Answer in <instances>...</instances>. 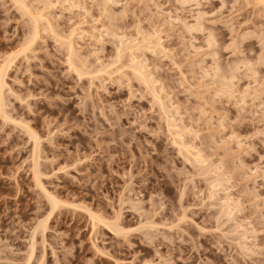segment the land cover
Masks as SVG:
<instances>
[{
	"label": "rangeland",
	"instance_id": "374dc122",
	"mask_svg": "<svg viewBox=\"0 0 264 264\" xmlns=\"http://www.w3.org/2000/svg\"><path fill=\"white\" fill-rule=\"evenodd\" d=\"M16 1L0 0V264H262L264 5L18 0L30 19Z\"/></svg>",
	"mask_w": 264,
	"mask_h": 264
},
{
	"label": "bare ground",
	"instance_id": "6f19581e",
	"mask_svg": "<svg viewBox=\"0 0 264 264\" xmlns=\"http://www.w3.org/2000/svg\"><path fill=\"white\" fill-rule=\"evenodd\" d=\"M109 1H110V0H109ZM192 1H193V0H192ZM17 2H18V3H17ZM19 2H20V1H18V0L16 1V3H17L19 6H21L22 2H20L21 4H19ZM187 2H188V0H187ZM259 2H261L262 5H264V0H259ZM110 4H111V3H110ZM22 5H23V4H22ZM24 7H25V6H24ZM21 8H23V7L21 6ZM23 9H24V8H23ZM25 9H26V8H25ZM25 9H24V10H25ZM25 11H27V9H26ZM25 13H26V12H25ZM27 14L29 15L28 17L30 18L31 14H29L28 11H27ZM31 17H32V16H31ZM199 17H200V16H199ZM199 17H198V18H199ZM30 19H31V18H30ZM32 19H33V18H32ZM199 19H200V18H199ZM199 19H198V20H199ZM32 21H33V20H32ZM34 21H35V20H34ZM34 21H33V23H34ZM200 23H201V22H200ZM196 24H197V23H196ZM32 26H33V28H32ZM32 26H31V28H32V29H31V30H32V31H31V33H32L31 37H32V38H35V37H37V35H38V33H39V32H38V29H37V24H34V25H32ZM192 26H193V25H192ZM195 26H197V25H195ZM191 28H192V27H191ZM193 28H194V27H193ZM193 28H192V29H193ZM194 29H195V28H194ZM211 36H212V35H211ZM31 37H30V38H31ZM32 38H31L30 41H32ZM35 39H36V38H35ZM65 42H66V41H65ZM66 43H68V45H69L68 49L71 51V49H72V48H71V44H72V43H70L69 40H68V42H66ZM208 43H209V42H208ZM123 44H124V43H123ZM127 44H128V43H127ZM122 46H123L124 49H125V48H128V47H126V46H127L126 44H125V46H124V45H122ZM128 46H129V45H128ZM72 47H74V46H72ZM135 47H136V45H135ZM121 48H122V47H121ZM119 49H120V47H119ZM129 49H130V48H129ZM131 50H132V49H131ZM70 51H69V52H70ZM72 51H73V50H72ZM126 51H128V49H127ZM120 52H121V51H120ZM70 53H71V52H70ZM71 54H73V53H71ZM133 60H134V58H133ZM131 62H132V61H131ZM131 62H130V63H131ZM130 63H129V65H130ZM135 65H136V64L131 63V66H129V67H131V69H132L131 72L134 71V75H135V77L137 76V77H138V78L144 83V85H146L149 89H150V88L152 89V87H151L152 85L150 86V84H152V83L149 82V81H147L148 79L146 80V78H144V76H143L144 73L141 74V73L138 71L139 68L136 69ZM216 65H217V64H216ZM103 67H105V66H103ZM103 67H102V69H103ZM129 67H128V68H129ZM2 69H3V70H2V72H3V71H4V68H2ZM216 69H217V68H216ZM233 70H235V69H233ZM230 71L233 72L232 69H231ZM2 72L0 71V73H2ZM234 72L236 73V71H234ZM234 72H233V73H234ZM3 73H4V72H3ZM233 73H230V74H232V76H234ZM5 74H6V73H5ZM5 74H0V109L2 108V106H4V105H3L4 102H3V100H2V96H3V94H4L3 91H5L4 88L6 87V86H5L6 83H5V81H4ZM220 75H221V78H220V77H218V78L224 80V76H223V74H220ZM224 75H225V74H224ZM137 77H136V78H137ZM138 78H137V79H138ZM225 78H226V76H225ZM224 85H226V83H224V81H223L222 86H224ZM222 86H221V87H222ZM228 89H229V87H228ZM226 90H227V85H226V88L223 87V89L221 90L222 93L224 92V94H227L226 96H228V95H230V94L232 93V91H229V92H228V90H227V91H226ZM230 90H231V89H230ZM152 91L154 92L153 89H152ZM155 93H156V92H155ZM151 94H152V92H151ZM154 95H155V97H153V98L156 99L155 101H158V104H159L158 106H159L160 109L162 110V113L165 112V110H164L165 107H164L163 104H161V102H160V98H159L158 96H156V94H154ZM228 97H229V96H228ZM231 97H232V96H231ZM163 110H164V111H163ZM167 112H168V111H166L165 114H167ZM165 114H164V115H165ZM166 116H167V115H166ZM166 116H165V117H166ZM168 118H169V117H168ZM168 118H167V120H168ZM167 122H168V121H167ZM169 122H170V121H169ZM169 124H170V123H169ZM168 126L171 128L170 125H168ZM169 127H168V128H169ZM24 128H27V129H28V127H24ZM27 129H26V130H27ZM166 129H167V128H166ZM27 131H29V130H27ZM169 131H170V130H169ZM174 131H175V130H174ZM29 133H30L31 138H32V141H33V149H34L33 152H34V151H35V148L37 149V147H38V146H37V144H38V143H37V140H38V139H37V136H35V134H34L33 132H30V131H29ZM169 134H170V133H169ZM176 134H177V132H176ZM178 136H179V135H178ZM178 136H177V137H178ZM29 137H30V136H29ZM174 139H176V138H174ZM174 141L177 143V141H179V140L177 139V141H176V140H174ZM174 141H173V143H174ZM180 141H181V143H180V144L178 143V144L180 145V149H181V150H184V149H185V150H186V153H189V151H190L189 149H190V148L186 149L187 147H184L182 140H180ZM176 143H175V144H176ZM36 146H37V147H36ZM177 146H178V145H177ZM178 148H179V146H178ZM185 150H184V151H185ZM188 150H189V151H188ZM184 153H185V152H184ZM32 154H33V153H32ZM189 154H191V153H189ZM193 154H194V153H193ZM197 154H199V153H197ZM197 154H194L192 159L194 160V162H196V163H198V164H199V163L202 164V162L200 161V160H201L200 155L198 156ZM194 156H195V157H194ZM35 158H36V157H35ZM35 163H36V161H35ZM36 165H38V164H36ZM36 165H33V166H32V167L34 168V170H33V176H34V179H35V181H36L35 184H37V186H39V188L41 189V191H42V192L48 197V199H49V201H50V204H51L52 206H55L58 202H57V201H56V200H55V199H54V198H53L48 192H46L47 190L44 189V187H43V185H42V182L40 181V175H41V173L38 171ZM38 167H39V166H38ZM39 170H40V169H39ZM213 179H214V178H213ZM213 179H212V180H213ZM217 180H218V179H217ZM217 180H216V181H217ZM219 180H220V179H219ZM213 181H214V180H213ZM210 187L215 188V185L213 186V185L211 184ZM219 187H220V184H219ZM211 194H212V195H211ZM215 194H216V193H213V192L210 193L211 198H213L212 196H214ZM46 196H45V197H46ZM227 198H228V197H227ZM225 201H226L225 204H227V202H228L229 200H225ZM58 204H59V203H58ZM221 205H222V204H221ZM233 205H234V204H233ZM224 206H225V205H224ZM235 206H236V205H235ZM235 206H234V207H235ZM234 207H232V208H234ZM52 208H53V207H52ZM227 208H230V207L227 206ZM225 211H227V210H224V212H225ZM229 211H230V210H229ZM229 211L226 212L227 215H230V212H229ZM93 216H94V215H93ZM225 216H226V215H225ZM95 217H96V218H95ZM95 217H93V218H95L96 220L100 221L99 219H101V218L98 219L97 216H95ZM117 217H118V216H117ZM117 217H116L117 220H115V221L113 220L114 223H113V222L110 223V224L108 223V226H110L112 230H111L110 228H109V229H110L111 231H114L115 233L125 234L123 231H126V230L121 226V224H119V220H118ZM119 217H120V216H119ZM226 218H227V217H226ZM95 219H94V220H95ZM229 219H230V217H229ZM231 219H232V218H231ZM233 219H234V218H233ZM94 220H92V221H94ZM101 221H102V220H101ZM103 221H104V220H103ZM231 221H232V220H231ZM96 222H97V221H96ZM103 223H104V222H103ZM105 223H106V222H105ZM105 223H104V224H105ZM239 225H240V224L236 225V228H238ZM252 225H253V224H252ZM240 226H241V225H240ZM240 228H241V227H240ZM242 228H244V227H242ZM254 230H255V229H253V231H254ZM240 231H241V230H240ZM245 231L248 232L247 230H245ZM246 232H244V230H243V232H242L244 237H245ZM254 232H255V231H254ZM256 232H257V230H256ZM242 233H241L240 237H242ZM244 233H245V234H244ZM249 234H250V233H249ZM253 234H254V233H253ZM254 235H255V234H254ZM254 235H253V236H254ZM255 237H256V235H255ZM245 238H246V237H245ZM247 238H248V236H247ZM242 239H243V240H242ZM242 239H240V240H242V241H246L243 237H242ZM256 239H257V238H256ZM256 239H255V240H256ZM238 241H239V240H238ZM247 241H248V240H247ZM247 241H246V242H247ZM251 241L254 242V240H251ZM256 242H257V240H256ZM239 243H240V241H239ZM241 243H242V242H241ZM262 243H263V242H262ZM245 244H246V243H245ZM245 244H239V245H241V246H239V247H240L239 249H240V252H241V253H239V254H242L243 252H247V250H248V251L251 250L250 247H249V249H248V248L246 249ZM249 244H251V242H249ZM263 244H264V243H263ZM246 245H247V244H246ZM251 246L253 247V250H254V251L251 250V253L253 252V253H259L260 255H264V253H262V251H263V249H264V248H263V245H262V248H263V249H260L261 243L259 244V243H255V242H254V243L251 244ZM237 247H238V245H237ZM239 249H238V250H239ZM251 253H248V252H247V254H249V255H250ZM243 254H244V253H243ZM243 254H242V255H243ZM245 255H246V254H245ZM245 255H244V256H245ZM254 255H255V254H254ZM259 262H260V261H259ZM260 263H261V262H260ZM262 264H264V257H263V259H262Z\"/></svg>",
	"mask_w": 264,
	"mask_h": 264
}]
</instances>
